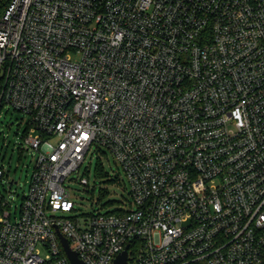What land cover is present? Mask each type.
Segmentation results:
<instances>
[{
    "label": "built area",
    "instance_id": "built-area-1",
    "mask_svg": "<svg viewBox=\"0 0 264 264\" xmlns=\"http://www.w3.org/2000/svg\"><path fill=\"white\" fill-rule=\"evenodd\" d=\"M4 108L35 168L0 264H71L57 230L85 264H261L264 0H0ZM91 150L129 207L59 216Z\"/></svg>",
    "mask_w": 264,
    "mask_h": 264
},
{
    "label": "rangeland",
    "instance_id": "rangeland-1",
    "mask_svg": "<svg viewBox=\"0 0 264 264\" xmlns=\"http://www.w3.org/2000/svg\"><path fill=\"white\" fill-rule=\"evenodd\" d=\"M22 118L21 114L8 108H4L0 113V166L6 170V177L0 179V193L5 200L11 202L14 216L19 214L23 196L29 192L35 168L33 155L19 151L22 134L26 129L25 125L21 126ZM105 152L108 156H102L99 160L97 152L91 150L80 170L70 175L65 186L68 200L73 204L74 210L59 213V216L84 218L93 214L113 213L129 207L130 186L125 173L112 156ZM99 161L104 164L109 177L101 178L97 175ZM81 176L88 179V186L79 183ZM115 179H119V182H114ZM12 180L17 184L10 187ZM102 191L105 192L103 197Z\"/></svg>",
    "mask_w": 264,
    "mask_h": 264
},
{
    "label": "water",
    "instance_id": "water-1",
    "mask_svg": "<svg viewBox=\"0 0 264 264\" xmlns=\"http://www.w3.org/2000/svg\"><path fill=\"white\" fill-rule=\"evenodd\" d=\"M59 238L61 240L62 246L64 248V251L67 255V258L71 264H85L77 255V253L71 249L68 240L60 233L59 230H57ZM128 249L129 245L126 247V249L121 252L116 259L114 260L113 264H127L128 261Z\"/></svg>",
    "mask_w": 264,
    "mask_h": 264
},
{
    "label": "trees",
    "instance_id": "trees-1",
    "mask_svg": "<svg viewBox=\"0 0 264 264\" xmlns=\"http://www.w3.org/2000/svg\"><path fill=\"white\" fill-rule=\"evenodd\" d=\"M100 163L97 165V175L99 176V177H101V178H105V177H109L108 175H107V173L105 172V167H104V164L101 162V161H99ZM114 182H119V179H115V181ZM105 195V192H101V197H103ZM117 212H121L120 210H117ZM261 264H264V258H263V260H262V262H261Z\"/></svg>",
    "mask_w": 264,
    "mask_h": 264
}]
</instances>
